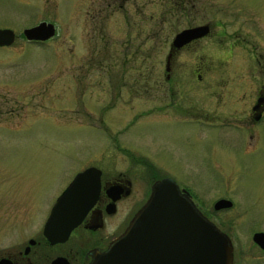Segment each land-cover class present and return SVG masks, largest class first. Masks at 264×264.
Wrapping results in <instances>:
<instances>
[{
    "label": "rangeland",
    "instance_id": "374dc122",
    "mask_svg": "<svg viewBox=\"0 0 264 264\" xmlns=\"http://www.w3.org/2000/svg\"><path fill=\"white\" fill-rule=\"evenodd\" d=\"M104 3L101 18V0H0V28L16 34L0 47V96L25 95L0 104V248L39 232L83 169L151 180L156 166L229 235L233 264H264L251 240L264 231V122L244 133L232 93L233 77L253 74L252 94L263 81L264 0ZM90 17L106 30L93 47ZM45 19L59 36L26 43L22 28ZM203 24L209 35L176 53L166 80L174 35ZM220 198L233 206L213 210Z\"/></svg>",
    "mask_w": 264,
    "mask_h": 264
},
{
    "label": "water",
    "instance_id": "95a60500",
    "mask_svg": "<svg viewBox=\"0 0 264 264\" xmlns=\"http://www.w3.org/2000/svg\"><path fill=\"white\" fill-rule=\"evenodd\" d=\"M208 33V25L177 33L166 57V70H170L174 51ZM54 34V24L47 22L23 30L27 40L45 41ZM14 38L11 29L0 28V46L10 45ZM100 175L99 169L88 167L58 196L43 226L49 243L64 242L82 221L98 197ZM230 207L228 199L213 205L216 211ZM252 240L264 249V232H255ZM64 260L56 258L51 264H65ZM91 264H233V245L229 236L200 212L186 190L164 177L155 181L149 200L125 231L106 251L95 255Z\"/></svg>",
    "mask_w": 264,
    "mask_h": 264
},
{
    "label": "flooded vegetation",
    "instance_id": "af4514ba",
    "mask_svg": "<svg viewBox=\"0 0 264 264\" xmlns=\"http://www.w3.org/2000/svg\"><path fill=\"white\" fill-rule=\"evenodd\" d=\"M104 1L101 0L100 10L97 11L99 16L102 15L100 12L104 8ZM91 18L90 26H88L89 21H86L87 24L84 26V31L88 32L90 36L87 37L89 38L88 40L84 41L88 47H93L96 44L93 39L104 40L106 37V30H104V25L101 21L97 24ZM41 21L53 22L45 19L37 23ZM37 23L27 25L22 30ZM55 26L57 29L56 33L50 39L26 42L45 45L54 41L60 34L56 24ZM97 27L101 32L99 36H97ZM209 29L211 30V27ZM91 33L94 34L93 37ZM178 51L172 53L171 64ZM169 52H171V49ZM255 62L259 64L258 58H255ZM262 74L264 75V71ZM249 75L252 77L253 74ZM232 76H236V74ZM238 76L243 75L239 74ZM250 76L232 78L234 82L233 99L242 108L240 112L243 113V119L238 118L240 123L236 124L240 125L244 133L248 131L251 133L252 128L264 122V77L263 81L254 89L253 95L251 89L253 80ZM169 78L170 74L166 73L165 79L169 80ZM197 78L200 81L202 80L200 74L197 75ZM240 88L242 90L238 91ZM5 95L3 100L0 96V101H2L0 104L15 106L16 103H19V107H22L21 102L25 99L24 94L20 93L19 95H14V97L11 96L12 98H7ZM241 121L245 122L246 125L241 124ZM126 156L131 159L134 158L129 153H126ZM156 171L157 167L152 166L151 180L143 179L145 176L144 171H140L141 173L131 169H114L107 173L101 171L98 197L82 221L70 232L66 241L55 244L49 243L42 232V225L41 230L34 235L23 238L20 236L21 238L19 237L13 244L0 248V264H51L56 258L65 259V264H91L94 255L106 251L109 245L129 226L136 213L147 203L155 181L162 177H169L163 171L164 174L160 173L159 175L157 174L159 172ZM179 187L182 191L183 187ZM124 210H126V214H124ZM259 250L264 254L263 249L259 248Z\"/></svg>",
    "mask_w": 264,
    "mask_h": 264
}]
</instances>
